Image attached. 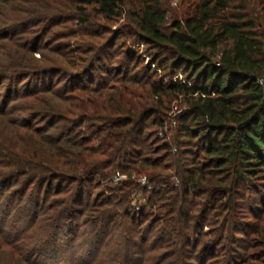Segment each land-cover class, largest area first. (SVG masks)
<instances>
[{
	"label": "trees",
	"instance_id": "obj_1",
	"mask_svg": "<svg viewBox=\"0 0 264 264\" xmlns=\"http://www.w3.org/2000/svg\"><path fill=\"white\" fill-rule=\"evenodd\" d=\"M164 1L61 0L32 12L22 7L18 30L29 32L20 47L41 54L31 66L21 62L20 78L38 81L35 89L24 87L16 105L0 109L12 136L0 142V183L12 186L27 177V188L35 184L45 194L42 210L51 194L67 192L47 207L63 218L78 212L88 184L99 187L119 172L127 180L106 189L101 203L94 198L89 209L117 201L113 212L126 219L131 204H121L132 191L151 189L149 231L161 223L159 232L172 234L169 245L180 253L176 264L204 256L239 264L234 245L242 228L256 236L248 247L259 248L249 258L264 264V229L243 225L237 215L252 211L246 202L251 191L254 219L264 222V0H179L187 9L170 26ZM115 18L126 20L111 36L106 24ZM120 34L146 46L154 71L146 67L139 75L131 59L103 69L105 50ZM67 38H77L68 46L75 59L62 54L65 66L48 65L45 52L61 54L58 42ZM2 72L3 81L8 72ZM52 75L61 79L40 85ZM173 102L182 109L175 128L167 121ZM108 212L101 211L97 222L114 223ZM57 221L39 224L54 228Z\"/></svg>",
	"mask_w": 264,
	"mask_h": 264
},
{
	"label": "rangeland",
	"instance_id": "obj_2",
	"mask_svg": "<svg viewBox=\"0 0 264 264\" xmlns=\"http://www.w3.org/2000/svg\"><path fill=\"white\" fill-rule=\"evenodd\" d=\"M59 1L61 0H36L32 3H26L21 0H0V109L16 105L17 100L15 99L23 94L24 87L30 86L31 90L35 89L38 81L34 78H20L22 76L21 71L25 69L20 66L21 62L25 59L24 64L31 66L36 59L40 58L41 54L40 51L32 54L27 48H21L26 43H21L20 38L25 37L24 34L29 32V29L18 30L20 22L17 19L23 15L21 13L22 7L23 10L26 9L25 7H29L28 9L32 12L41 5H52L53 2L58 3ZM164 5L168 11L167 25L169 26L174 20L181 18L187 9V6L181 4L179 0H165ZM125 20V18H115L108 22L106 25L109 30L111 29L108 35H117L121 32ZM63 27L65 26L58 27L57 30H63ZM13 37L16 41L11 40ZM118 37L114 46L105 50V56L101 63L103 69L108 71L109 68L119 67L129 59H131V69L137 65L134 72L139 73V75H141V72L138 71H144L146 67H151L153 71L156 69L151 57L146 52V46L123 34ZM60 41L58 44L61 48H59L61 54L56 55L45 52L50 59L48 65L58 63L65 66L66 60L61 55L65 54L70 58L74 56L71 53V48H73L72 43L74 44L77 38H67V40ZM31 46L34 47L35 44L33 43ZM68 46H71V48H68ZM40 49L41 46H39ZM3 70L8 72V78L2 81L4 77ZM46 79L41 80V86L50 82L57 83L61 76L52 75ZM11 84L13 85V92L10 93L8 88ZM178 106L179 104L173 102L167 117L168 122H171V120L176 121L174 119H177L182 112V109H179ZM18 115L21 114H18V112L14 114L15 117ZM7 121L8 118L0 116V142L12 137L11 128L6 125ZM172 128H175L173 123ZM145 131L147 132V130ZM22 148L24 146L18 143V149L22 151ZM125 180H127V176L118 172L115 173L112 180L106 181L99 187L96 184H88L86 186L89 187L87 194L82 205L78 207V212L73 215L65 212L66 216L63 218L60 216L61 211H48L47 207L53 199L68 196L67 192L59 196L51 194L49 201L45 204V209L42 210L45 194H42L41 197L35 184L27 188V177H20L18 184L12 186L6 185L3 187L0 183V264H176L178 260L176 255L179 250L176 249L175 245H169L172 234L170 232H167V234L160 233L161 223L157 224L152 232L149 231L151 227L150 224L148 225L149 221H146L145 216L151 214L150 208L147 207V196L151 195V189L147 194L141 190L132 191L133 200L130 198V201L121 204L122 207L131 204V209L128 210L131 211V216L126 219L123 218L122 213L116 214L113 212L119 211L120 206H117V201L110 206L97 205L89 209V204L91 205L94 198L101 203V196L103 192H106V189L122 185ZM170 181L171 183L175 182L176 185L179 184L174 177ZM139 183L141 187L146 186L145 179H141ZM252 195L254 193L248 191L246 198V202L250 204L248 207L252 211L238 210L237 215L239 221L244 223L243 225H257L258 230H262L264 229L263 219L260 221L254 219L256 208H254L251 201ZM39 199H41V203L37 206ZM101 211H109V217L115 215L114 223H109L105 218L97 222V217H100ZM152 213L156 215L155 211ZM198 213L200 215V210L196 211V214ZM213 214L214 212L210 213L208 221L213 222L217 219L213 217ZM45 218H48L52 223L58 220L56 224L60 223L59 227L47 226L45 224L47 222L39 224ZM86 219H89L87 224ZM132 221H135V224ZM130 226L139 230V234L130 232ZM107 227L110 235L106 233ZM255 237L253 231L249 228L248 230L242 228L236 234V238L240 239H237L238 241L234 245L235 249H238L237 256H235L238 259L237 263H259L251 259L253 258L252 254L259 251V248L248 247V245H253L252 241ZM167 255H170V257L166 258ZM250 255L251 258H249ZM190 260L189 264H230L229 260L227 261L220 256L209 260L204 256L202 261L197 257Z\"/></svg>",
	"mask_w": 264,
	"mask_h": 264
},
{
	"label": "built area",
	"instance_id": "obj_3",
	"mask_svg": "<svg viewBox=\"0 0 264 264\" xmlns=\"http://www.w3.org/2000/svg\"><path fill=\"white\" fill-rule=\"evenodd\" d=\"M172 123H173L174 125H176V121H173ZM166 131H167L166 129H165V131H161V132L159 133V136H160V137H164Z\"/></svg>",
	"mask_w": 264,
	"mask_h": 264
}]
</instances>
